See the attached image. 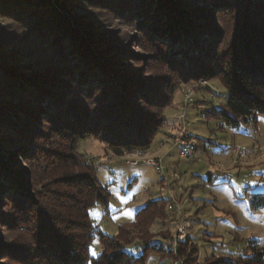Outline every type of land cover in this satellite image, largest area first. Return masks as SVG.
<instances>
[{
  "label": "trees",
  "instance_id": "trees-1",
  "mask_svg": "<svg viewBox=\"0 0 264 264\" xmlns=\"http://www.w3.org/2000/svg\"><path fill=\"white\" fill-rule=\"evenodd\" d=\"M73 1L0 0V162L5 152L15 159L0 171V264H148L153 253L173 250L157 241L144 242L139 251L126 248L93 222L91 210L102 205L108 211L112 192L94 165L75 153L78 143L95 138L120 156L150 148L167 120L155 109L168 106L185 81L223 84L226 102L206 109L208 118L234 129L256 122L264 115V0H205L218 15H228L234 27L220 52L215 18L192 7L197 0H184L186 5L180 0H75L138 29L133 41L148 53L131 56L110 44L114 57L107 61L105 49L95 48L66 17ZM138 56L172 76H152L146 83L141 69L119 65ZM18 158L58 172L42 184L45 196L30 188L26 165L23 172L17 170ZM252 189L246 186L242 197L250 195L251 210L264 209V190ZM169 200L148 201L133 221L158 213ZM5 201L11 204L4 206ZM21 227L29 229L31 240L8 243V230ZM95 238L104 248L92 256ZM256 241L249 255H221L206 264H264V248ZM190 243L186 239L178 248L185 264H195L197 248Z\"/></svg>",
  "mask_w": 264,
  "mask_h": 264
},
{
  "label": "rangeland",
  "instance_id": "rangeland-1",
  "mask_svg": "<svg viewBox=\"0 0 264 264\" xmlns=\"http://www.w3.org/2000/svg\"><path fill=\"white\" fill-rule=\"evenodd\" d=\"M197 1L191 6L204 9L215 18L220 33V52L232 39V21L228 15H218L213 10L215 6L212 9L206 6L205 0ZM180 2L186 5L184 0ZM75 3V0L71 3L73 8L66 7V17L86 33L95 48L105 49L104 60L114 57L107 48L110 44L121 45L131 56L148 53L133 41V36L139 35L133 24ZM183 11L186 13L189 8L185 7ZM137 59H126L119 65L141 69L140 78L146 83L152 76L169 73L161 66L148 67L146 57L138 56ZM100 91H96V97L100 96ZM225 98L226 90L217 79L185 81L179 84L168 106L155 109L156 116L162 114L167 120L150 148L124 152L120 156L95 138L78 143L75 153L94 165L100 180L109 184L112 192L108 211L102 205L91 210L93 222L110 236L119 238L126 248L139 251L144 242L157 241L167 250H173L170 255L153 253L148 264H185L187 257L180 255L178 248L186 239L191 240L194 250L197 248L193 257L195 264H206L208 259L221 255L229 258L249 255L252 240H257L258 246L264 248V209L251 210L250 195L242 197L248 185L253 187L252 190H264V115L240 129L225 126L218 118H208L206 109L214 104L223 106ZM7 137L5 132L3 138ZM183 140L195 143L193 157L182 154ZM5 153L0 171L6 170L4 166L8 160H15L11 153ZM18 161L21 164L18 171L23 172L24 165L28 168L32 191L45 196L42 184L58 172L50 173L40 162L31 167L24 162L28 161L25 158H18ZM209 173L213 175L212 180ZM21 176L24 177L22 173ZM156 198L170 200L159 208L158 213L147 214L135 223L136 210ZM4 203V206L11 204L10 201ZM28 232L29 229L23 227L8 230V243H27L31 240ZM103 248L104 245L95 238L91 255L97 256Z\"/></svg>",
  "mask_w": 264,
  "mask_h": 264
},
{
  "label": "built area",
  "instance_id": "built-area-1",
  "mask_svg": "<svg viewBox=\"0 0 264 264\" xmlns=\"http://www.w3.org/2000/svg\"><path fill=\"white\" fill-rule=\"evenodd\" d=\"M194 149H195V143L190 142L189 140H183L181 142V151L185 157L188 158L193 157Z\"/></svg>",
  "mask_w": 264,
  "mask_h": 264
},
{
  "label": "snow or ice",
  "instance_id": "snow-or-ice-1",
  "mask_svg": "<svg viewBox=\"0 0 264 264\" xmlns=\"http://www.w3.org/2000/svg\"><path fill=\"white\" fill-rule=\"evenodd\" d=\"M93 254H95V253H93Z\"/></svg>",
  "mask_w": 264,
  "mask_h": 264
}]
</instances>
